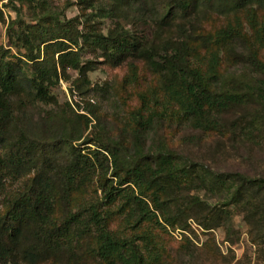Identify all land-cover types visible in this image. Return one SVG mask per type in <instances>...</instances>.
<instances>
[{"label":"trees","instance_id":"trees-1","mask_svg":"<svg viewBox=\"0 0 264 264\" xmlns=\"http://www.w3.org/2000/svg\"><path fill=\"white\" fill-rule=\"evenodd\" d=\"M102 1L116 19L107 34L80 28L49 0L5 5L16 12L9 31L17 54L0 49V194L9 189L0 201V264H163L154 224L186 227L195 217L217 227L223 216L232 220L218 203L240 208L251 227L264 229V176L215 170L159 136L166 123L202 132L240 128L246 138L261 132L264 0ZM205 14L226 18L209 29ZM128 20L153 26V39L127 29ZM84 45L112 66L140 60L153 74L123 128L105 125L91 102L82 105L97 89L82 61ZM70 68L80 74L73 100L32 122L28 103H54L52 89ZM87 144L94 148L84 151ZM97 175L104 195L86 201ZM199 190L222 200L210 203L193 193Z\"/></svg>","mask_w":264,"mask_h":264},{"label":"rangeland","instance_id":"rangeland-1","mask_svg":"<svg viewBox=\"0 0 264 264\" xmlns=\"http://www.w3.org/2000/svg\"><path fill=\"white\" fill-rule=\"evenodd\" d=\"M8 0H0V9L3 11V18H0V49L8 51V55H16L17 49L13 46V32L9 31L11 20L16 18V12L11 7H6ZM93 5L84 6L78 0H49V4L60 10L66 18H77L80 28L86 31H99L107 34L115 26L116 19L111 17L104 8L108 3L102 0H91ZM26 20L30 19L31 11L25 7L22 12ZM203 18L209 29L218 27L224 23L226 17L214 14H205ZM127 29L134 33L147 36L152 40L154 27L145 25L143 22L124 21ZM82 61L88 71V79L92 90L84 96L82 105L92 103L93 109L100 120L110 128H123L124 123L130 119V110L140 104L138 93L150 88L155 81L153 74L146 64L140 60H128L119 66H112L102 52L94 46L84 45L82 48ZM131 69L136 71L137 78L132 77ZM79 72L73 68L68 70V79H60L53 87L54 103L37 102L30 106L32 122L37 123L49 109H57L73 100V82L79 78ZM75 98L80 100V96ZM248 106L245 109H238L236 112L244 113L253 109ZM82 113H86L80 110ZM93 119L91 124H96ZM232 113H227V120L233 118ZM93 130L92 125L85 131V136ZM161 138L167 140L171 147L201 161L211 168L219 171H240L249 176H264V127L261 132L255 131L253 136L246 138L237 128L228 132H202L176 124L164 125L160 131ZM84 151L92 144L84 145ZM112 178L111 174H107ZM20 187L17 183L14 189ZM9 189L0 194V201L3 200ZM202 199L210 203L222 200L211 195L206 190L193 191ZM103 190L100 188L99 176L97 175L88 192L83 199L86 201H97L103 197ZM219 205V206H218ZM223 212L229 214L232 220L225 216L219 219L220 226L205 228L195 217H189L187 226L172 227L165 224L160 217V222L165 225L162 228L154 224L152 234L156 243L164 250L163 264H264V229L251 227L245 220L244 213L240 208L234 206H220ZM114 227H117L114 226Z\"/></svg>","mask_w":264,"mask_h":264}]
</instances>
